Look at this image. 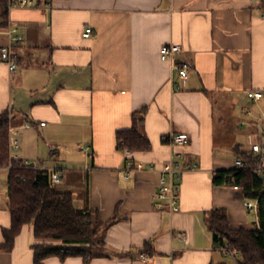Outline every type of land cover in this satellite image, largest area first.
<instances>
[{
    "label": "crops",
    "instance_id": "1",
    "mask_svg": "<svg viewBox=\"0 0 264 264\" xmlns=\"http://www.w3.org/2000/svg\"><path fill=\"white\" fill-rule=\"evenodd\" d=\"M34 2L9 14L22 43L16 72L0 59V113L12 114L20 159L53 164L39 167L63 171L59 191L72 193L77 209L104 223L115 220L103 234L106 249L91 264H226L206 217L224 208L233 229L258 224L241 189L216 187L212 179L261 144L264 0ZM88 28L94 34L84 38ZM9 42L0 31V48ZM166 45L182 47L174 63L161 60ZM185 63L190 71L183 79L174 64ZM254 91L263 94L260 101L247 96ZM143 110L152 149L132 154L135 170L125 179L117 133L130 130ZM181 134L189 142L176 151L192 170L178 184L179 210L159 211L160 176L175 162L166 139ZM0 202L4 243L3 230L12 224L8 191ZM35 243L33 227H24L13 251L0 252V264H33ZM148 243L152 256L143 253Z\"/></svg>",
    "mask_w": 264,
    "mask_h": 264
},
{
    "label": "trees",
    "instance_id": "2",
    "mask_svg": "<svg viewBox=\"0 0 264 264\" xmlns=\"http://www.w3.org/2000/svg\"><path fill=\"white\" fill-rule=\"evenodd\" d=\"M10 0H0V29L9 25ZM145 110L133 115V127L117 133L118 150L132 153L149 152L152 145L144 133ZM12 114L0 113V169H8V210L11 227L3 230L4 243L0 252L11 253L17 237L26 226L33 227L36 243L32 246L33 264H45L50 258L62 263L81 258L91 264L106 249L103 234L115 223L93 219L86 210L77 209L74 195L60 192L51 183L49 169L24 168L11 157ZM169 144V138L166 139ZM243 167L216 171L212 182L216 187L241 189L248 202L257 203V227L233 229L224 208L207 214L206 223L214 239L216 251L236 249L230 257L236 264H264V156L261 153H240ZM144 255L154 250L146 244Z\"/></svg>",
    "mask_w": 264,
    "mask_h": 264
},
{
    "label": "built area",
    "instance_id": "3",
    "mask_svg": "<svg viewBox=\"0 0 264 264\" xmlns=\"http://www.w3.org/2000/svg\"><path fill=\"white\" fill-rule=\"evenodd\" d=\"M35 6L34 0H10L9 11L15 8H31ZM264 19V16H263ZM3 31L9 38L10 42L7 45H4L0 48V59L3 63L8 66L9 72L14 73L19 68V55L15 49L22 43V38L16 35L17 30L11 27V24L4 29ZM94 34V31L91 28L86 29L84 33V38H90ZM182 52V47L179 45H166L160 50L161 60L164 62L174 63L176 55ZM176 67V68H175ZM174 68L178 70L179 76L183 79L188 78L190 65L185 63L180 66L174 64ZM249 99L254 101H260L263 98V94L258 91L250 92L247 94ZM41 126H45V123H42ZM25 129H31L33 127L32 123L27 122L25 124ZM261 132L262 129H259ZM18 134L16 131L12 130V137L10 142L11 157L14 163H19L24 168H38L36 164L29 162L27 160H22L17 155L19 150V141L17 139ZM261 136H264V132L261 133ZM189 138L187 134L181 135H171L169 137V145L174 149V159L175 162L172 164V167L168 171L161 173L158 191L154 196V206L157 210L169 209L171 213H175L179 210L178 203V192H179V183L182 179V176L185 172L192 170L189 165H184V155L182 152L176 151V149L185 148L188 145ZM251 152L259 154L262 152L261 144L253 145ZM123 154L126 157L125 169L123 171L124 178L129 179L131 173L135 170V162L132 159V152L129 149H125ZM236 166L243 167L244 162L242 160L236 161ZM51 183L54 186L59 185L64 180V173L62 170L55 169L50 171ZM246 207L249 210L257 212V203L248 202ZM238 251L233 249L232 251L226 250L223 251L222 255L224 258L228 259L230 257L238 256ZM144 260L147 259L146 256L142 257Z\"/></svg>",
    "mask_w": 264,
    "mask_h": 264
},
{
    "label": "rangeland",
    "instance_id": "4",
    "mask_svg": "<svg viewBox=\"0 0 264 264\" xmlns=\"http://www.w3.org/2000/svg\"><path fill=\"white\" fill-rule=\"evenodd\" d=\"M264 132V129H262V131L260 132V133H258L259 134V137L258 138H256L257 139V141H260V143H261V147H262V145H263V147H264V136H261V133H263ZM34 147L32 146V149H33ZM70 154H72V155H75L74 154V151H72V152H70ZM263 154V153H262ZM75 156H77V155H75ZM77 157H79V156H77ZM48 159H46L45 158V160L48 162L49 160H52L54 157L53 156H49V157H47ZM34 162V161H33ZM32 162V163H33ZM33 164H36V166H53V164L52 165H48V163H45V161H42V160H40V161H36V162H34ZM68 170H66V172H67ZM8 173H9V171H8V169H0V201H1V199L2 198H5V196H6V194H7V191H8V185H7V183H8ZM62 184V183H61ZM60 184V185H61ZM55 186L56 187V190L57 191H59V190H61L60 188H61V186ZM1 203V202H0ZM224 262L226 263V264H236V262L234 261V260H232L231 258H228V259H224Z\"/></svg>",
    "mask_w": 264,
    "mask_h": 264
}]
</instances>
